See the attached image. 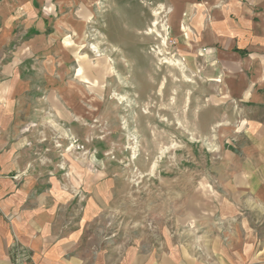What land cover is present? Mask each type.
I'll return each instance as SVG.
<instances>
[{
	"label": "rangeland",
	"instance_id": "obj_1",
	"mask_svg": "<svg viewBox=\"0 0 264 264\" xmlns=\"http://www.w3.org/2000/svg\"><path fill=\"white\" fill-rule=\"evenodd\" d=\"M40 9L56 18L23 70L32 80L19 136L26 182L56 221L87 210L82 249L106 262L130 253L136 264H208L223 101L192 53L180 51L175 1L64 0ZM17 246L13 264H27Z\"/></svg>",
	"mask_w": 264,
	"mask_h": 264
},
{
	"label": "crops",
	"instance_id": "obj_2",
	"mask_svg": "<svg viewBox=\"0 0 264 264\" xmlns=\"http://www.w3.org/2000/svg\"><path fill=\"white\" fill-rule=\"evenodd\" d=\"M174 1L171 26L180 51L192 53L202 79L223 101L217 129L223 168L213 176L209 225L216 231L207 233L209 258L264 264V0ZM53 2L64 0H0V264H13L14 243L21 255L26 249L27 264H136L130 253L115 263L101 252L87 253L81 246L87 210L78 221H56L55 211L26 182L19 136L32 80L23 70L33 67L28 58L52 33L56 16L40 6ZM175 264L184 263L177 257Z\"/></svg>",
	"mask_w": 264,
	"mask_h": 264
}]
</instances>
